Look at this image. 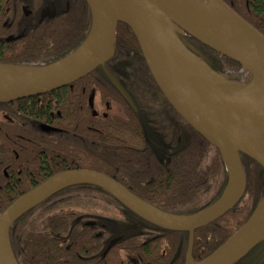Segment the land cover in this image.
I'll list each match as a JSON object with an SVG mask.
<instances>
[{"label":"trees","instance_id":"16d2710c","mask_svg":"<svg viewBox=\"0 0 264 264\" xmlns=\"http://www.w3.org/2000/svg\"><path fill=\"white\" fill-rule=\"evenodd\" d=\"M10 7L11 0H0V64L4 65L42 67L56 63L82 44L91 25L85 1L78 0L67 14L4 43L2 22ZM181 43L214 73L229 80L236 78L234 74L239 66L233 62L192 39ZM113 47L114 55L105 67L135 103L144 130L100 68L51 94L0 105L9 112L15 108L19 123L33 119L57 130L38 134L17 129L14 149L24 178L19 176L18 191L0 192V215L21 195L49 177L67 171L102 174L147 204L175 216L194 214L219 198L226 184L219 153L164 100L134 36L122 23L116 26ZM92 89L101 101L120 105L124 115L94 116L88 106ZM10 138H14L10 129L0 132L2 141L8 143ZM240 161L245 192L231 211L194 231V262L210 255L233 235L264 196V167L242 155ZM71 208L84 212L80 215L82 220H102L98 222L105 226L102 238L100 227L94 230L77 223L79 214ZM110 218L131 222L132 216L102 190L91 186L70 187L10 226V248L17 264H80L78 256L90 258L83 264H184L187 234L166 232L151 225H139L102 257L103 239L111 237L116 229L108 225ZM235 264H264V241Z\"/></svg>","mask_w":264,"mask_h":264},{"label":"water","instance_id":"95a60500","mask_svg":"<svg viewBox=\"0 0 264 264\" xmlns=\"http://www.w3.org/2000/svg\"><path fill=\"white\" fill-rule=\"evenodd\" d=\"M84 1L90 11L91 25L82 44L65 58L47 66L0 64V104L46 95L70 86L100 68L144 130L135 103L105 68L114 55L116 26L122 23L134 36L145 66L164 100L192 131L219 153L226 172V184L212 204L191 215L175 216L147 204L102 174L91 171L55 174L18 197L0 215V264H17L8 239L10 226L53 195L74 186L102 190L136 217L137 223L126 225V230H134L139 224L166 232L186 233L184 264H235L264 241V212L258 214L259 208L264 206V196L249 219L198 262L192 259L193 234L231 211L242 198L246 182L240 155L264 167V37L220 0L223 8L251 30L250 34L242 35L228 29L189 0ZM178 36H187L243 68L251 74V81L239 86L241 89L236 92L208 90L201 85L200 74L196 76L179 63L175 49L198 61L213 77L228 82L187 50ZM118 241L119 238L112 240L103 254Z\"/></svg>","mask_w":264,"mask_h":264},{"label":"flooded vegetation","instance_id":"af4514ba","mask_svg":"<svg viewBox=\"0 0 264 264\" xmlns=\"http://www.w3.org/2000/svg\"><path fill=\"white\" fill-rule=\"evenodd\" d=\"M220 1L225 6H227L232 12H234L238 17H240L243 21H245L249 26H251L253 29H255L258 33H260L264 37V0H220ZM77 2L78 0H11V7L9 9H6L7 14L5 15L2 22V36H1L2 42L4 43L13 42L14 40H16V38H21L26 34H28V32L31 29H33V27H37L42 23L54 20L59 15L67 14L70 8H72L73 4ZM179 39L182 42L183 41L188 42L190 38L187 36H180ZM93 94H97L94 89H92L90 92L88 99V106L91 110V113L94 116L100 118H105L108 116H118L115 115L117 113L111 115L108 114L104 116L95 115L90 105L91 95ZM31 98H36V97H31ZM14 102L8 104H13ZM100 103L104 105H106L107 103H111L117 106L118 108L117 112L120 113L119 111V108L121 107L120 105L115 104L109 100H104V101L100 100ZM0 105H7V104H0ZM11 110L13 111L9 112L7 109L0 108V132L3 129H10V132L13 133V137H14V138H10L8 143L0 139V153H3V156H0V192H5V193H12L18 191V183L20 181V177L24 178L23 171L20 168V166L17 164L18 156L15 154L16 151L14 149L17 144V139H16L17 129L20 128L22 131L29 133L35 132L38 134H45L48 132H55V131L57 132V130H55V128H52V126L34 121L33 119L25 118L28 120L19 123L17 120V117L19 115L17 113V110L15 108H12ZM121 114H122L121 116L124 115L123 110ZM10 153L11 154L13 153L14 156L10 157L9 156ZM26 177H28V175H26ZM105 208L113 211L108 207ZM71 209L79 214V216H77L75 220L77 223L79 222L82 224L81 226L83 227L88 226L94 230L95 228L100 227L101 228L100 236L97 234L96 237L98 238V236L99 237L102 236L101 233L104 230L105 226L102 225V223H98V222H103L102 220L100 221L94 219L82 220L83 218H81L82 216L80 215H83L84 212L82 210H75L73 208ZM110 214H113V212ZM122 214L124 215V212ZM130 215L132 216L131 222H126V221L118 222V221H114V219L111 218L108 219L109 221L108 225H113L116 229L111 237L109 238L103 237L105 240L103 239L104 249L101 253L102 257H105V255L108 253L107 252L105 255L103 254L106 247L112 240L119 238V241L114 245L116 246L120 242L121 237L129 236V233H133L138 229L137 227L139 226V224H137V227L134 230L125 229L126 225H133L137 223V218L134 217L132 214ZM111 230L113 231V229ZM93 258H95V256H93ZM78 259L80 261V264H83L90 258H86L84 256H78Z\"/></svg>","mask_w":264,"mask_h":264},{"label":"bare ground","instance_id":"6f19581e","mask_svg":"<svg viewBox=\"0 0 264 264\" xmlns=\"http://www.w3.org/2000/svg\"><path fill=\"white\" fill-rule=\"evenodd\" d=\"M194 4L199 10H201L205 15L212 18L214 21L221 23L223 26L228 29L233 30L234 32H239L242 35H248L251 33L247 27L240 24L234 17L231 15L218 0H189ZM179 63L186 69L193 73L196 76L200 74L201 85L206 87L208 90L219 92V93H229L239 91L241 88L236 84L224 83L217 78L213 77L205 67L200 64L198 61L193 59L188 54L175 49L174 51ZM199 80L198 79H194ZM264 205V204H263ZM262 210V211H261ZM264 212V206L260 207L258 214Z\"/></svg>","mask_w":264,"mask_h":264},{"label":"rangeland","instance_id":"374dc122","mask_svg":"<svg viewBox=\"0 0 264 264\" xmlns=\"http://www.w3.org/2000/svg\"><path fill=\"white\" fill-rule=\"evenodd\" d=\"M251 79H252V76L250 75V77L247 80V83H245L246 82L245 80H242V81L241 80L240 81H237V80L228 81L227 80V82L230 83V84H236L238 86H245L251 81ZM90 101H91L90 102L91 108H92L93 113L95 115L104 116V115H108V114L111 115V114H114V113H117L115 115H118V116L122 115L121 114V112L123 110L122 107L119 108V111H120V113H119V112H117V109H118L117 106H115V105H113L111 103H107L106 105L101 104L97 94L91 95ZM160 123L162 124L161 121H160Z\"/></svg>","mask_w":264,"mask_h":264},{"label":"built area","instance_id":"2783aa9c","mask_svg":"<svg viewBox=\"0 0 264 264\" xmlns=\"http://www.w3.org/2000/svg\"><path fill=\"white\" fill-rule=\"evenodd\" d=\"M239 72L242 73V70H240Z\"/></svg>","mask_w":264,"mask_h":264}]
</instances>
